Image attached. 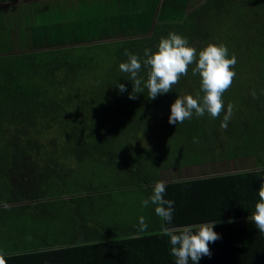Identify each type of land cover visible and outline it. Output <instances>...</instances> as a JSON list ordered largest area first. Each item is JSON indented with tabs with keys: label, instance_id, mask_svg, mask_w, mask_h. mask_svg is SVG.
I'll return each mask as SVG.
<instances>
[{
	"label": "trees",
	"instance_id": "1",
	"mask_svg": "<svg viewBox=\"0 0 264 264\" xmlns=\"http://www.w3.org/2000/svg\"><path fill=\"white\" fill-rule=\"evenodd\" d=\"M0 4L6 264H175L156 206H142L157 181L175 202L168 226L216 222L221 239L197 264H264V233L251 220L264 185V0ZM170 32L197 53L223 43L236 56L219 117L168 123L178 96L204 95L195 64L155 99L144 87L149 68L138 73L142 93L120 70L126 50L145 58ZM194 172L202 177H184Z\"/></svg>",
	"mask_w": 264,
	"mask_h": 264
},
{
	"label": "clouds",
	"instance_id": "2",
	"mask_svg": "<svg viewBox=\"0 0 264 264\" xmlns=\"http://www.w3.org/2000/svg\"><path fill=\"white\" fill-rule=\"evenodd\" d=\"M125 55L128 56V60L119 65L120 70L130 74L134 86L133 92L142 93L146 87L150 99L172 91L173 86L179 83L180 78L188 74L189 67L195 64L192 74L200 76L201 91L204 95L201 97L197 93L195 97L192 95L178 96L171 105L169 124H182L185 120L191 119L193 114L203 117L206 112L212 118H217L225 110L222 97L231 87L236 76L234 66L237 63V58L234 54L229 58V50L223 43L209 44L197 53L196 48L189 46L186 37L170 32L166 38H161L155 52L145 49V58L127 50ZM142 64L149 68L148 79L144 87H141L143 82L138 78ZM118 88L121 92L125 91L123 84H119ZM253 95L255 96V93ZM129 98L135 99V95L130 94ZM233 109L234 105L229 103L221 127L227 128L233 115ZM165 195V182L157 181L151 196L142 201V206L148 207L150 204L156 206L155 213L164 222L161 231L164 236L169 238L170 255L175 257V264H189V260L192 264H197L204 256L210 258L209 244L221 239V236L213 230L216 222L182 227L168 226L173 221L175 202L165 199ZM258 196L259 202L255 205L251 220L259 232L264 233V185L258 191ZM4 207L7 208L8 205L5 204ZM147 227L145 218L140 217L139 231H145ZM0 264H6L3 252H0Z\"/></svg>",
	"mask_w": 264,
	"mask_h": 264
},
{
	"label": "crops",
	"instance_id": "3",
	"mask_svg": "<svg viewBox=\"0 0 264 264\" xmlns=\"http://www.w3.org/2000/svg\"><path fill=\"white\" fill-rule=\"evenodd\" d=\"M29 1H31V0H29ZM137 1H139L141 4H143V9L144 8H148L147 6L150 5V3H153L154 2V0H137ZM144 2H146L148 4H144ZM26 3L28 4L29 2H26ZM0 7H1V4H0ZM0 48H1V44H0Z\"/></svg>",
	"mask_w": 264,
	"mask_h": 264
},
{
	"label": "rangeland",
	"instance_id": "4",
	"mask_svg": "<svg viewBox=\"0 0 264 264\" xmlns=\"http://www.w3.org/2000/svg\"><path fill=\"white\" fill-rule=\"evenodd\" d=\"M73 2V1H72ZM201 174L199 173V172H194L193 174H186V175H184V177L185 178H189L190 176H196V177H202V176H200ZM171 178H174V179H178L177 177H171ZM168 179V178H167ZM163 180H165L164 178H163Z\"/></svg>",
	"mask_w": 264,
	"mask_h": 264
}]
</instances>
